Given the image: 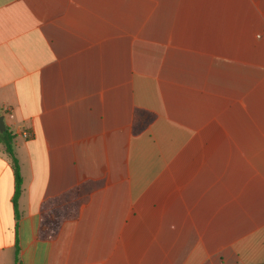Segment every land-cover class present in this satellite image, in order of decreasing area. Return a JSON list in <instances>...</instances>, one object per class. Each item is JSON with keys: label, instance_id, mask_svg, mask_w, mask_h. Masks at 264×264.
Returning a JSON list of instances; mask_svg holds the SVG:
<instances>
[{"label": "crops", "instance_id": "crops-1", "mask_svg": "<svg viewBox=\"0 0 264 264\" xmlns=\"http://www.w3.org/2000/svg\"><path fill=\"white\" fill-rule=\"evenodd\" d=\"M0 116V264H264V0H0Z\"/></svg>", "mask_w": 264, "mask_h": 264}, {"label": "trees", "instance_id": "trees-1", "mask_svg": "<svg viewBox=\"0 0 264 264\" xmlns=\"http://www.w3.org/2000/svg\"><path fill=\"white\" fill-rule=\"evenodd\" d=\"M153 119V115L137 110L135 112V123L133 131L135 134L142 132ZM14 136L6 130L0 135V143H4L6 151L12 160L15 176V192L13 204L16 217L18 218V200L22 192L23 179L21 169L13 151ZM99 187L98 183L85 182L60 193L57 196L47 198L40 207L41 220L38 228V238L40 240H52L58 236L64 223L76 220L79 217L82 205L88 200L92 191ZM20 261V246L16 242L15 263Z\"/></svg>", "mask_w": 264, "mask_h": 264}, {"label": "water", "instance_id": "water-1", "mask_svg": "<svg viewBox=\"0 0 264 264\" xmlns=\"http://www.w3.org/2000/svg\"><path fill=\"white\" fill-rule=\"evenodd\" d=\"M5 130H6V128H5V124H4V118H3V116H0V131L3 132Z\"/></svg>", "mask_w": 264, "mask_h": 264}, {"label": "built area", "instance_id": "built-area-1", "mask_svg": "<svg viewBox=\"0 0 264 264\" xmlns=\"http://www.w3.org/2000/svg\"><path fill=\"white\" fill-rule=\"evenodd\" d=\"M25 136L29 137V136H30V134H29V133H25Z\"/></svg>", "mask_w": 264, "mask_h": 264}]
</instances>
